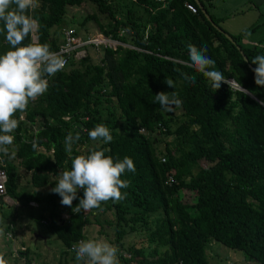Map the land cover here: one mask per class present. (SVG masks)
Returning <instances> with one entry per match:
<instances>
[{"label":"trees","instance_id":"1","mask_svg":"<svg viewBox=\"0 0 264 264\" xmlns=\"http://www.w3.org/2000/svg\"><path fill=\"white\" fill-rule=\"evenodd\" d=\"M30 1L0 0V64L15 63L21 45L27 58L55 51L67 6L85 2ZM89 1L96 11L80 24L102 13L110 20L98 22L100 34L121 43H88L61 69L49 57L27 76L0 81L10 125L0 123L6 193L22 204L47 202L36 220L60 240L61 254L79 256L70 247L84 238L89 215L98 221L109 211L112 264H207L212 240L264 264V81L247 65L264 50L230 34L244 60L195 0ZM161 135L172 140L158 150ZM19 169L32 186H48L43 198L18 190ZM62 192L65 218L56 202ZM129 232L140 236L124 245ZM19 252L27 257L26 248ZM86 264L101 263L87 256Z\"/></svg>","mask_w":264,"mask_h":264},{"label":"rangeland","instance_id":"2","mask_svg":"<svg viewBox=\"0 0 264 264\" xmlns=\"http://www.w3.org/2000/svg\"><path fill=\"white\" fill-rule=\"evenodd\" d=\"M119 2V0H114ZM205 8L208 12L213 13L218 17L215 23L220 29L231 34L241 33L240 28L247 26L246 33L242 36H247L250 39H261L264 44V0H203ZM123 2L119 5L123 7ZM96 11V6L89 0L78 6H67L66 13L63 15L59 25L60 33L58 39H61V30L65 26H70L75 29L76 34L80 38L93 37L99 35L98 22L107 27L110 20L106 15L97 13L98 21L89 18L83 24L79 21L86 14ZM144 11L142 6H138L137 12ZM120 16V14H117ZM34 21H32L33 25ZM254 25L253 28L248 26ZM253 31V32H252ZM122 29L118 34H122ZM253 33V34H252ZM242 45H248L246 41H239ZM109 44L115 46L118 41L112 39ZM123 45L127 42H122ZM121 44V45H122ZM264 50V48H263ZM100 56V51H95L92 54V60ZM249 62L256 67L264 75V58L262 56H249ZM214 77L215 75L212 74ZM227 81V80H226ZM8 115L0 111V123L5 126ZM9 120V119H8ZM8 123V122H7ZM9 124L7 127L9 128ZM7 130V129H5ZM162 138L155 143L156 148L162 150L165 140H172V136L161 135ZM8 140V139H7ZM20 177L18 178V190L24 192H37L36 194L43 198L46 192L49 191L48 186L34 187L29 183V172L19 169ZM51 178L53 175H50ZM8 206L2 207L0 210V264H55L59 259L65 260V264H86L87 256L91 260H95L101 264H112L117 260V252L113 244L114 235V217L107 211L105 213H97V220L94 215L90 216V222L83 227L84 238L80 241L81 252L79 256L72 255L70 251L66 254H61L64 248L60 240L50 233L43 222L36 220L39 212H46L50 206L46 201L29 200L24 206H18L19 201L7 195ZM57 209L61 208L59 216L67 217L64 209L65 193L62 192L57 198ZM17 223L14 218V230L10 236L5 234L6 217L14 212L17 207ZM22 212V214H21ZM5 215V216H4ZM12 233L15 235L13 236ZM140 233L129 232L123 237V244L127 245L130 242L138 241ZM27 249V257L19 252V250ZM240 251L226 247L216 240H212L206 244L205 253L207 256V264H257L246 260ZM84 253V256H81Z\"/></svg>","mask_w":264,"mask_h":264},{"label":"built area","instance_id":"3","mask_svg":"<svg viewBox=\"0 0 264 264\" xmlns=\"http://www.w3.org/2000/svg\"><path fill=\"white\" fill-rule=\"evenodd\" d=\"M155 1H162V0H155ZM183 4L185 8L188 9L190 12H196L197 10L196 6L192 2L184 1ZM111 40L112 39L110 37L103 34H99L93 37L80 38L76 34L75 29L73 27L70 26L65 27L62 29L61 40L55 51L51 53L43 54L38 57L27 58V53L25 51V48L21 49L19 54V60L17 62L13 64L0 65V80L8 77L9 75L21 74L22 76H27L29 69L39 68L42 62L49 57H55L54 68L61 69L66 65L70 57L80 58L85 54V49H84L85 44L88 43H93L94 45L109 44ZM118 43L121 42L118 41ZM44 80L45 78L42 79V82ZM160 160L163 161L164 156H160ZM167 179L170 181L172 178L168 176ZM6 180H7L6 172L4 168L0 166V198H1L0 200H3L5 204L8 201L7 199L8 194L6 193V187H5ZM89 199L90 196L86 198L85 203H87ZM73 247L77 249L79 252H81L80 241L76 244H72L70 250L73 249Z\"/></svg>","mask_w":264,"mask_h":264},{"label":"crops","instance_id":"4","mask_svg":"<svg viewBox=\"0 0 264 264\" xmlns=\"http://www.w3.org/2000/svg\"><path fill=\"white\" fill-rule=\"evenodd\" d=\"M201 1V3L203 4V6H204V2H203V0H200ZM208 1H210V0H208ZM21 2L23 3V4H32V2L30 1V0H21ZM205 7V6H204ZM205 10H206V12L208 13V15L209 16H211L210 18H214V19H217V21H218V17H215L214 15H213V13H210V12H208V10L205 8ZM212 20V19H211ZM32 21H34V20H31V24H30V26H31V29L33 30L34 29V27H35V21H34V23H33V25H32ZM213 21V20H212ZM248 26H250L251 28H253L254 27V25H253V23L252 24H249ZM65 27H69L68 25L67 26H65ZM65 27H63V28H65ZM62 28V29H63ZM240 30H243V31H241L242 32V35H243V33L245 34L246 33V31H247V26H245V27H242V28H240ZM253 32V31H252ZM228 33V32H227ZM61 34H62V30H61ZM229 35L231 34V33H228ZM253 34V33H252ZM240 36V39H239V41L240 40H243V41H246V43H248V45H255V46H257V47H260V48H264V44L262 43V41H261V39L262 38H260V39H250V38H247V36L245 37V36ZM32 40H35V37H34V35L32 34ZM61 40V39H60ZM235 42V41H234ZM23 48H25V51H26V46H19L18 48H17V51H16V54H17V58H18V60H19V54H20V51H21V49H23ZM27 53V52H26ZM17 60V61H18ZM16 61V62H17ZM13 64V63H12ZM0 65H6V64H0ZM254 67V66H253ZM256 68V67H255ZM257 69V68H256ZM258 70V69H257ZM260 72V71H259ZM261 73V72H260ZM7 78V77H6ZM6 78H4V79H6ZM4 79H1L0 81H2V80H4ZM7 122H9V120L7 119L6 120ZM6 122V123H7ZM8 124V123H7ZM1 199V198H0ZM9 204H5L4 202H3V200H0V210H1V208L2 207H5V206H8ZM18 206H24L22 203H20L19 202V204H18ZM18 206L17 207H15L14 208V218H16V221H15V224L17 223V208H18ZM2 211V210H1ZM21 214H22V212H21ZM14 218H13V222L10 220V216L9 217H6L5 218V220H6V225H5V227H8V228H6V231H5V234L7 235V236H10L11 235V232H13V230H14V226H15V224H13L14 223ZM39 222H44L43 221V219H39ZM15 231V230H14ZM12 235L14 236L15 235V233L13 234L12 233Z\"/></svg>","mask_w":264,"mask_h":264},{"label":"water","instance_id":"5","mask_svg":"<svg viewBox=\"0 0 264 264\" xmlns=\"http://www.w3.org/2000/svg\"><path fill=\"white\" fill-rule=\"evenodd\" d=\"M195 2L197 3L198 7L200 8V10L202 11V13L204 14V16L209 20V22L220 32H222L224 34V36L230 40L231 42H233L236 46V48L239 50L240 54L242 55V58L244 60L247 59L246 55L243 53V51L240 49V46L234 42V40L232 39V37L227 33L225 32L224 30L220 29L209 17L208 13L206 12L205 10V7L203 6V4L201 3L200 0H195ZM248 67H250L254 72H256L260 77L261 79L264 81V75L262 73L259 72V70H257L255 67H253L250 63L247 64ZM228 83L232 84L235 88L237 89H240V90H243L244 92H246L247 94H249L251 97H254L251 93H249L246 89H244L243 87L237 85L235 83V81H233V79L231 78H228L227 79Z\"/></svg>","mask_w":264,"mask_h":264},{"label":"clouds","instance_id":"6","mask_svg":"<svg viewBox=\"0 0 264 264\" xmlns=\"http://www.w3.org/2000/svg\"><path fill=\"white\" fill-rule=\"evenodd\" d=\"M100 34V33H99ZM112 39V38H111ZM120 42V41H119ZM10 197V196H9Z\"/></svg>","mask_w":264,"mask_h":264}]
</instances>
